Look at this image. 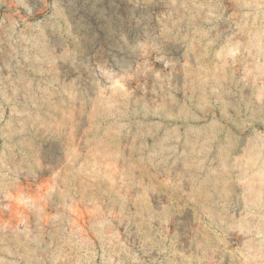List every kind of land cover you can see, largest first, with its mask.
<instances>
[{"label": "rangeland", "instance_id": "rangeland-1", "mask_svg": "<svg viewBox=\"0 0 264 264\" xmlns=\"http://www.w3.org/2000/svg\"><path fill=\"white\" fill-rule=\"evenodd\" d=\"M0 264H264V0H0Z\"/></svg>", "mask_w": 264, "mask_h": 264}]
</instances>
